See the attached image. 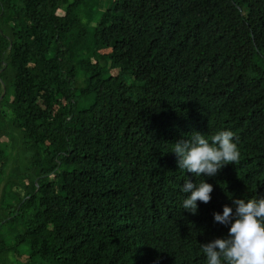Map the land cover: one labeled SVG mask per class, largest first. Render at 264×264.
<instances>
[{
    "label": "trees",
    "instance_id": "16d2710c",
    "mask_svg": "<svg viewBox=\"0 0 264 264\" xmlns=\"http://www.w3.org/2000/svg\"><path fill=\"white\" fill-rule=\"evenodd\" d=\"M88 2L0 0V187L11 141L27 160L0 228H24L23 264H206L214 213L264 198V0ZM224 130L237 164L178 168L174 143ZM186 180L213 185L196 214Z\"/></svg>",
    "mask_w": 264,
    "mask_h": 264
},
{
    "label": "clouds",
    "instance_id": "9594fccd",
    "mask_svg": "<svg viewBox=\"0 0 264 264\" xmlns=\"http://www.w3.org/2000/svg\"><path fill=\"white\" fill-rule=\"evenodd\" d=\"M234 134L224 130L210 137L194 132L190 139L173 144L180 170L196 177H214L228 164H237L240 152L233 142ZM182 191L190 195L183 201V208L192 214L198 211V201H211L213 185L205 180L194 184L186 180ZM234 207L225 205L223 214L214 213V221L229 226L225 238L202 244L206 264H264V198L234 199Z\"/></svg>",
    "mask_w": 264,
    "mask_h": 264
},
{
    "label": "rangeland",
    "instance_id": "374dc122",
    "mask_svg": "<svg viewBox=\"0 0 264 264\" xmlns=\"http://www.w3.org/2000/svg\"><path fill=\"white\" fill-rule=\"evenodd\" d=\"M115 1L117 0H89L88 5L91 8L92 11V7L95 9V6L98 4L102 5V8L107 9L108 7H110ZM89 7L88 8H82L81 10V17L84 21V23H88V11H89ZM11 146L13 147L12 150L10 151V154L8 156V163L5 167V174L6 177L11 173L12 168H13V162L15 161V159L17 158V156L20 157V162L21 164H23V167H25L27 165V160L23 157L22 153H18L17 147H14L13 145L14 142L11 141L10 142ZM5 177V179H6ZM5 179L2 181L1 183V187H0V207H1V196H2V190L3 187L5 186ZM19 192V190L14 189L10 195L9 200H7L6 205L10 206L13 202V196L17 195ZM24 228H11L10 226H6L5 228H0V239L3 240V243L6 247H13V250L8 253L6 255V258L8 260H11L12 264H23V261L21 259L22 256H27L30 253V247L28 243H18L19 241V236L22 235Z\"/></svg>",
    "mask_w": 264,
    "mask_h": 264
},
{
    "label": "water",
    "instance_id": "95a60500",
    "mask_svg": "<svg viewBox=\"0 0 264 264\" xmlns=\"http://www.w3.org/2000/svg\"><path fill=\"white\" fill-rule=\"evenodd\" d=\"M5 94H6V87L3 85V93H2V96L0 98V101L4 97Z\"/></svg>",
    "mask_w": 264,
    "mask_h": 264
}]
</instances>
